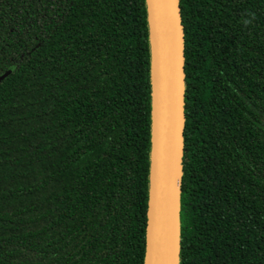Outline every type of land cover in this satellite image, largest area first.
I'll return each mask as SVG.
<instances>
[{
  "label": "trees",
  "instance_id": "1",
  "mask_svg": "<svg viewBox=\"0 0 264 264\" xmlns=\"http://www.w3.org/2000/svg\"><path fill=\"white\" fill-rule=\"evenodd\" d=\"M176 264H264V0H178ZM147 0H0V264H145Z\"/></svg>",
  "mask_w": 264,
  "mask_h": 264
},
{
  "label": "water",
  "instance_id": "2",
  "mask_svg": "<svg viewBox=\"0 0 264 264\" xmlns=\"http://www.w3.org/2000/svg\"><path fill=\"white\" fill-rule=\"evenodd\" d=\"M153 55V155L145 264H176L183 111L178 0H147Z\"/></svg>",
  "mask_w": 264,
  "mask_h": 264
}]
</instances>
